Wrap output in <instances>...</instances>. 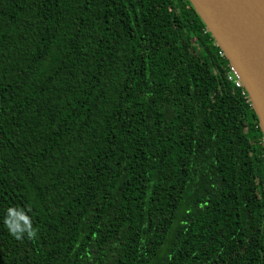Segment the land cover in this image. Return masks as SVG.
<instances>
[{
    "label": "trees",
    "instance_id": "trees-1",
    "mask_svg": "<svg viewBox=\"0 0 264 264\" xmlns=\"http://www.w3.org/2000/svg\"><path fill=\"white\" fill-rule=\"evenodd\" d=\"M220 52L189 0H0V264H264Z\"/></svg>",
    "mask_w": 264,
    "mask_h": 264
},
{
    "label": "water",
    "instance_id": "water-1",
    "mask_svg": "<svg viewBox=\"0 0 264 264\" xmlns=\"http://www.w3.org/2000/svg\"><path fill=\"white\" fill-rule=\"evenodd\" d=\"M235 69L264 141V0H189Z\"/></svg>",
    "mask_w": 264,
    "mask_h": 264
},
{
    "label": "built area",
    "instance_id": "built-area-1",
    "mask_svg": "<svg viewBox=\"0 0 264 264\" xmlns=\"http://www.w3.org/2000/svg\"><path fill=\"white\" fill-rule=\"evenodd\" d=\"M220 56L226 58L225 55H224V53H223L222 51L220 52ZM228 66H229V68H230V70H229V72H228V79H229V80H230L235 86H237V87L242 86V85H241V82H240V80H239V78L237 77V74H236L235 69L230 65V63H229Z\"/></svg>",
    "mask_w": 264,
    "mask_h": 264
},
{
    "label": "clouds",
    "instance_id": "clouds-1",
    "mask_svg": "<svg viewBox=\"0 0 264 264\" xmlns=\"http://www.w3.org/2000/svg\"><path fill=\"white\" fill-rule=\"evenodd\" d=\"M9 231L11 232V234L15 238H17V239H20L21 238L20 235L14 229H12L11 227L9 228ZM32 234H33V232L32 231H29L28 235L31 236Z\"/></svg>",
    "mask_w": 264,
    "mask_h": 264
}]
</instances>
